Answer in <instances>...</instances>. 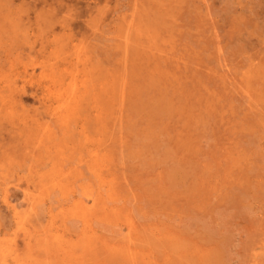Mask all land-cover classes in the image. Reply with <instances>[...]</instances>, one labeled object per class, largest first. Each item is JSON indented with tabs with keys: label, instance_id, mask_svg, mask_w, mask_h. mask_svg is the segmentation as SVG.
<instances>
[{
	"label": "rangeland",
	"instance_id": "rangeland-1",
	"mask_svg": "<svg viewBox=\"0 0 264 264\" xmlns=\"http://www.w3.org/2000/svg\"><path fill=\"white\" fill-rule=\"evenodd\" d=\"M1 1L0 264H264V0Z\"/></svg>",
	"mask_w": 264,
	"mask_h": 264
},
{
	"label": "bare ground",
	"instance_id": "bare-ground-1",
	"mask_svg": "<svg viewBox=\"0 0 264 264\" xmlns=\"http://www.w3.org/2000/svg\"><path fill=\"white\" fill-rule=\"evenodd\" d=\"M13 3V2H12ZM5 4V1H1L0 2V8H4V6L6 5H4ZM23 9V8H22ZM101 15V14H100ZM58 16V15H57ZM35 20H36V18H35ZM3 22H5V23H3ZM40 22V21H39ZM38 22V23H39ZM36 24V23H35ZM14 28L16 29L17 28V24H15V23H13V22H11L9 19H7V21H0V32H2V33H0V45H1V43H5V42H9V47H14L13 46V41L16 39V41H17V38H15L14 39V36H15V32H14ZM71 30V29H70ZM6 35H8V36H10L11 37V39L10 38H8V36H6ZM14 39V40H13ZM11 40H12V42H11ZM20 43V42H19ZM18 43V44H19ZM3 46V45H2ZM15 46H17L16 44H15ZM19 47V46H18ZM17 47V48H18ZM25 130H26V128H25ZM27 146V145H26Z\"/></svg>",
	"mask_w": 264,
	"mask_h": 264
}]
</instances>
